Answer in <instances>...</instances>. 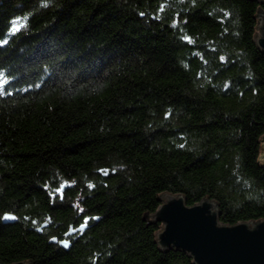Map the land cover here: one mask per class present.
Here are the masks:
<instances>
[{
	"label": "trees",
	"instance_id": "1",
	"mask_svg": "<svg viewBox=\"0 0 264 264\" xmlns=\"http://www.w3.org/2000/svg\"><path fill=\"white\" fill-rule=\"evenodd\" d=\"M257 7L0 0V264H194L143 220L163 192L264 219Z\"/></svg>",
	"mask_w": 264,
	"mask_h": 264
},
{
	"label": "water",
	"instance_id": "2",
	"mask_svg": "<svg viewBox=\"0 0 264 264\" xmlns=\"http://www.w3.org/2000/svg\"><path fill=\"white\" fill-rule=\"evenodd\" d=\"M256 1L260 7H257L254 15L258 21L254 41L264 52V0ZM259 140L258 162L264 167V134ZM157 196L161 201L160 206L153 214L146 211L143 220H149L147 227L156 222L162 223V229L155 232L161 251L175 249L186 252L194 264H264V219L257 222L240 221L235 225L223 224L220 221L222 213L219 203L208 199V195L195 205H188L183 194L163 192ZM17 219L15 214L5 213L2 221L11 224ZM82 226L70 230L68 235L88 228L87 225ZM45 227L47 224L37 231L42 232ZM51 242L56 243L57 238H52ZM59 245L68 249L71 243L61 240ZM13 264L35 263L29 259Z\"/></svg>",
	"mask_w": 264,
	"mask_h": 264
},
{
	"label": "snow or ice",
	"instance_id": "3",
	"mask_svg": "<svg viewBox=\"0 0 264 264\" xmlns=\"http://www.w3.org/2000/svg\"><path fill=\"white\" fill-rule=\"evenodd\" d=\"M16 30H18V28H16V27H14L13 28V31H16ZM3 76V74L2 73H0V77H2ZM5 81H3L2 79H0V85H2L3 83H4ZM83 227V226H82ZM67 242H65V244H66Z\"/></svg>",
	"mask_w": 264,
	"mask_h": 264
},
{
	"label": "rangeland",
	"instance_id": "4",
	"mask_svg": "<svg viewBox=\"0 0 264 264\" xmlns=\"http://www.w3.org/2000/svg\"><path fill=\"white\" fill-rule=\"evenodd\" d=\"M258 33H259V34H261V32H260V31H258Z\"/></svg>",
	"mask_w": 264,
	"mask_h": 264
}]
</instances>
